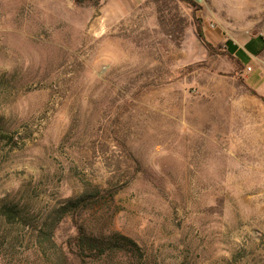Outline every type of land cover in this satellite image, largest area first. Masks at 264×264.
<instances>
[{"label": "rangeland", "instance_id": "374dc122", "mask_svg": "<svg viewBox=\"0 0 264 264\" xmlns=\"http://www.w3.org/2000/svg\"><path fill=\"white\" fill-rule=\"evenodd\" d=\"M196 1L214 46L264 37V0ZM165 2L181 34L154 0H0V264H79L67 200L96 187L82 222L141 256L91 264H264V100Z\"/></svg>", "mask_w": 264, "mask_h": 264}, {"label": "trees", "instance_id": "16d2710c", "mask_svg": "<svg viewBox=\"0 0 264 264\" xmlns=\"http://www.w3.org/2000/svg\"><path fill=\"white\" fill-rule=\"evenodd\" d=\"M100 0H73L77 5L86 3L97 4ZM165 1L183 2L192 8V17L195 25L196 37L207 47L211 52H219L226 55L236 66L237 70H241L245 63H247L250 57L247 53L232 39L227 38L223 44L214 46L210 41L206 39L202 20L198 17L195 12L200 9V4L196 0H154L157 7V18L160 26L165 28L168 34H172L174 31L182 33L185 26V19L175 15L174 13L166 16L164 11L166 5ZM167 27V28H166ZM258 46V49H257ZM245 49L254 54L264 50V37L262 35L251 36L250 40L245 43ZM256 47V49H255ZM253 50V51H252ZM253 94L264 100L263 95H259L255 90ZM100 189L96 187L94 192H83L76 197H71L67 200V211H71L74 217L75 234L71 237L69 243L71 249L74 251L75 257L78 258L79 264H91L95 262L104 261L112 252L115 250L130 251L132 256H141L140 247L138 244L128 237L115 230L108 231L101 237L95 236L90 233L86 225L82 222L81 216L85 212H90L96 209L101 203L113 199L117 193V189Z\"/></svg>", "mask_w": 264, "mask_h": 264}, {"label": "crops", "instance_id": "0c3cea01", "mask_svg": "<svg viewBox=\"0 0 264 264\" xmlns=\"http://www.w3.org/2000/svg\"><path fill=\"white\" fill-rule=\"evenodd\" d=\"M250 38L251 37L247 38L242 44H238L233 40V42L235 44H237L238 47L242 48L247 53V55L250 57L249 61L247 63H245V66L252 63L254 61V59L259 57L264 51L263 50V51L259 52L258 54H254L253 52L251 53V52L247 51L245 49L244 45L246 42H248L250 40ZM255 49H256V47H255ZM257 49H258V46H257ZM252 71H253L252 75L251 74L249 75V72L246 73V75H245L246 79L245 80L251 88L257 90L262 95V93L264 94V80H261V78H262L261 71H256V70H252ZM252 71H250V72H252Z\"/></svg>", "mask_w": 264, "mask_h": 264}, {"label": "built area", "instance_id": "2783aa9c", "mask_svg": "<svg viewBox=\"0 0 264 264\" xmlns=\"http://www.w3.org/2000/svg\"><path fill=\"white\" fill-rule=\"evenodd\" d=\"M246 70H247V72H250V71L252 70L251 65H247V66H246Z\"/></svg>", "mask_w": 264, "mask_h": 264}]
</instances>
